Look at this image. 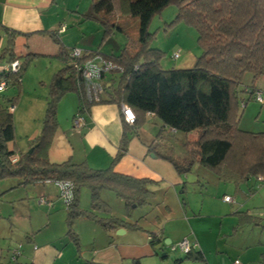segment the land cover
Returning <instances> with one entry per match:
<instances>
[{"label":"trees","instance_id":"16d2710c","mask_svg":"<svg viewBox=\"0 0 264 264\" xmlns=\"http://www.w3.org/2000/svg\"><path fill=\"white\" fill-rule=\"evenodd\" d=\"M92 4L93 14L87 18L103 26V39L117 30L123 31L114 21L115 17L137 18L136 43L133 48L125 44L117 55L80 50V63L99 56L114 66V69L101 72L99 81L104 96L97 103L86 99L82 71L72 66L70 53L73 48L66 50L59 46L57 59L61 68L48 85L41 131L31 140V153L16 152L8 146L15 139L9 108L19 95L25 64L20 63L15 73L0 70V82H5V90L16 91L11 98L2 96L5 90L0 94L6 99L5 105H0V180L16 177L22 186L46 181L71 183L73 198L67 204L62 203L67 211L66 234L77 249L78 238L71 228L77 218L90 219L107 231L135 228L134 224L113 216L111 207L100 199L102 191H110L130 212L132 205H147L153 195L148 189L151 181L113 172L112 166L126 151L129 140L126 136L120 142L117 157L106 169H92L86 163L71 161L54 164L47 159L46 152L57 128V104L67 93H75L76 113L84 114L95 104L110 103L119 108L126 105L135 117L130 126L132 132H136L148 116L173 134L196 133L193 142L184 143L188 157L181 161L164 157L179 176L189 173L194 165H200L212 172L218 181L232 182L236 188L249 180L264 183V132L251 133L238 126L241 109L245 108L247 100L255 99L256 92H261L254 82L264 78V0H93ZM168 6L176 9L169 27L184 24L196 32L200 53L188 69L163 68L161 62L165 53L150 47L153 34L148 32L149 25ZM56 35L57 31L51 36L60 45ZM12 42L13 37L0 48V69L16 59ZM176 53L171 55L172 62L179 58L178 53L173 59ZM247 74L252 83L242 87ZM241 92L248 95L247 100L240 97ZM260 104H264V97ZM13 156L18 157L15 163L10 162ZM83 187L90 195V210L79 206V191ZM247 217L254 218L252 224L256 223V217ZM150 239L153 246L159 242L158 236L152 235ZM192 253L191 250L184 254L187 259H200L198 253Z\"/></svg>","mask_w":264,"mask_h":264},{"label":"crops","instance_id":"0c3cea01","mask_svg":"<svg viewBox=\"0 0 264 264\" xmlns=\"http://www.w3.org/2000/svg\"><path fill=\"white\" fill-rule=\"evenodd\" d=\"M72 1L76 5H72ZM77 3L78 0H0V48H4L13 37V55L20 63L25 64L23 74L25 77L21 79L19 93L25 92L29 101V112H33L31 107H35V102L31 99L39 100L36 107L45 110L47 86L53 75L61 68L57 59L59 46L66 50L77 47L84 52L95 51V48L100 53L105 50L99 47L101 43L96 47L94 42L83 41L85 33L80 36L79 30L73 28L90 15L80 11ZM69 12L76 16L69 18L67 14ZM67 22L72 23L71 30L68 29ZM62 25L65 29L59 32ZM56 31L60 45L53 41L52 36ZM106 38L103 39L102 34V41ZM180 59L179 56L176 62ZM31 62L32 69L39 63L43 68L34 73L35 70L28 68ZM193 62L194 59L182 61L172 67L188 69ZM37 88H41L39 93ZM30 93L32 95H29ZM21 101L13 110L12 117ZM77 106L75 93H67L57 104V128L46 152L50 163L71 161L75 164L86 163L92 169H106L117 157L120 142L123 136H126L129 139L127 148L112 166L114 173L136 180H149L153 187L159 188L163 185L166 186V190L182 184L186 175L179 176L166 160L158 158L159 156L171 158L166 154L167 146L161 139L162 132L168 131L170 135L173 133L162 129L160 123L159 131L155 135L152 126L144 127L149 120L156 119L147 116L143 125L137 128L136 132H132L130 126L123 124L117 105L102 103L91 106L89 111L83 114L84 125L77 130L73 127ZM195 138L196 133L187 134L184 143L193 142ZM8 146L16 152H22L16 147L15 142L9 143ZM184 149L186 155L179 160L174 159L175 161L188 157L187 149L185 147ZM1 182L0 264H160L162 262L154 252L156 246L162 245L168 239L171 247L176 246L185 238L191 244H195L192 254L198 253L200 259H187L181 252L182 255L174 258V264H232L234 260H239L242 264H264V226H261L259 232L254 228L247 229L248 226H259V220L249 210L239 211L240 208H246L248 206L246 204L230 212L239 216L219 221V234L213 231L217 221L212 215L204 216L212 217L210 220L199 219L201 215L196 217L200 222H211L208 225H198L199 221L195 218L172 220L168 206L163 210L157 207L156 215L144 221L143 226L139 221L131 219L135 206H132L130 212L124 206L123 215H116L111 209L113 216L135 225V228L119 227L112 231H107L90 219L80 217L75 219L71 226L78 238L77 249L66 234L67 211L53 183L22 186L19 185L18 179L16 185L7 187L2 186ZM240 187L236 188V194L243 192ZM16 189L21 192L13 195V190ZM2 195L4 198L12 196L10 200L3 202ZM226 196L228 195H224ZM40 198L44 201L40 202ZM78 200L80 208L91 209V205L87 207L79 196ZM230 203H234V200ZM247 216L256 217V223L252 224L254 218L250 219ZM193 222L196 223L193 225ZM120 229L123 232L117 234ZM152 235L158 236L159 239L155 246L152 245V239H149ZM235 235L240 238H235ZM229 236L237 240L234 241L233 238H228ZM18 247L20 253L12 260L11 252ZM161 258L164 257L161 255Z\"/></svg>","mask_w":264,"mask_h":264},{"label":"rangeland","instance_id":"374dc122","mask_svg":"<svg viewBox=\"0 0 264 264\" xmlns=\"http://www.w3.org/2000/svg\"><path fill=\"white\" fill-rule=\"evenodd\" d=\"M92 2L93 0H78V8L80 9V11L88 14H93ZM72 5H76V3L72 1ZM67 14H69V18L71 16V19L76 16L75 14L70 12ZM175 15V7L168 6L163 10L160 16L157 15L151 21L148 29V32L153 34V39L150 42V47L161 50L165 53V57L161 62V66L163 68L177 65L178 62H187L191 59H194L200 53V50L196 44V32L192 27H188L184 24H179L177 26L173 25L169 27V24L173 21ZM114 21L116 23H119V27L123 31H115L104 41H102L103 26L94 19L86 17L85 21H82L78 26H75L73 28L77 31L79 30L80 36H83L82 33H85L83 41L94 42L96 43V47L99 45V43H101L99 47L101 48V50L105 49L103 52H105L106 54L103 52L101 53L105 55H117L120 53L125 44L129 45L130 48H133L137 40L139 22L137 18L124 16L115 17ZM70 22H67V24H69ZM71 26L72 23L69 24V30H71ZM97 28H99V30H97ZM112 49L113 51L111 52ZM94 50H96V48ZM173 52L179 53L181 59L178 62L170 61ZM41 63L43 62L41 61ZM28 68L30 70H35L34 73H36L43 67L42 64L39 63L35 65L34 69H32L33 64L31 62ZM23 74L22 78L24 76ZM242 82V87L249 85L250 83H252L251 76L248 74L245 75ZM253 85L262 92V97H264V78L257 79ZM37 89V93H39V89L41 88ZM2 95L4 97L11 98L16 95V91L12 88H9ZM29 95L32 94L30 93ZM4 97H0V105H5L6 99ZM240 97L247 100L248 95L241 92ZM20 100L22 101L19 105V108L13 115L15 135L14 142L16 147H18L20 151L26 152L28 151V149H30L31 142H33L29 140H32L34 135H36V132L37 134H39L41 131L42 118L45 110H43L42 108L41 110H39V107H36L37 104H39V100L31 99L33 100V102H35V107H31V109H33V112H29L30 106L28 105L29 101L25 92L19 93L14 102V105L12 106L14 109H16ZM153 123L157 125H153ZM158 123L159 121L157 120H149L144 125V127L152 126V128H154L153 135H155L159 131ZM238 126L239 129L251 133L264 132V104L258 103L253 98L248 99L246 107L241 109ZM185 136L186 135L183 133H175L173 135H170L168 131L167 133L162 132L161 140L167 146V148L165 149L166 154L169 155L171 159L179 160L186 155V150L183 146ZM149 157L152 158L151 155ZM158 158L164 161L166 160L171 165V167H173L167 159L163 158L162 156H159ZM0 182L2 186L9 187V185H16L18 182V178L14 177L9 179H2L0 180ZM257 183L258 182L254 180L243 182L240 185V189H242L243 192L236 194V185H234V183L219 182L212 172L200 165H194L191 171L186 174V177L184 176V181L182 182V184H178L173 187L171 186V190H166V186L163 185L159 188H157L156 186L153 187V185H149L148 189L152 192V197L149 199L147 205L143 207L133 208L134 213L131 219L135 222L139 221V223L143 226L144 221L150 220V217L156 215L155 209L157 207L163 210L165 206H168L169 210L172 213L170 215V218L172 220H176L179 218H195L199 221L197 222L198 225H208L211 224V222H200L199 219L210 220L212 217L204 216L212 215L213 218H215L217 221L216 226L213 227V231L216 234H219V223L222 220H227L232 216H239L232 215L230 214V212L235 211L237 207L244 206V204H246L248 206L243 209L240 208L239 211L246 212V210H249L254 213V215H256L259 220V226H248L247 229L254 228L258 230L257 232H259L262 229L261 226H264V211H262L264 210V183ZM13 192V195H17L21 191L16 189L13 190ZM224 195H228L229 198L234 200V203H225L223 201ZM11 196L12 195H9L8 197L4 198V195H2V201L6 202L10 200ZM79 197L83 203H86L87 207L91 205L90 195L86 188L83 187L80 189ZM100 199L103 202L107 203L116 215H123L125 208L124 203L120 199H118L114 195V193L110 191H102L100 193ZM199 215H201L202 217H200L199 219L196 218L199 217ZM195 223L196 222H193V225ZM223 226H225V224ZM146 229L150 231L149 228ZM178 229L180 231V226ZM236 236L237 235H235V238H240ZM228 238H233L234 241L237 240L232 236H229ZM170 249L171 246L168 245L164 246L161 250L154 251L160 262H162L160 264H174V260L177 259L179 255H182L180 251H171ZM163 253H166V257L161 258V255Z\"/></svg>","mask_w":264,"mask_h":264},{"label":"built area","instance_id":"2783aa9c","mask_svg":"<svg viewBox=\"0 0 264 264\" xmlns=\"http://www.w3.org/2000/svg\"><path fill=\"white\" fill-rule=\"evenodd\" d=\"M65 29V26H60L59 32L63 31ZM81 56V51L77 48H73L70 53L72 66L75 68L80 69L82 72V81H83V88L85 92L86 99L89 102H99L101 98L104 96V88L101 85V82L99 81L101 72L105 70L114 69V66L110 64V62H107L103 60V58L99 56L92 57L91 59L87 60L84 63L79 62V57ZM178 57V53L173 55V59H176ZM20 66V62L15 59L13 62H11L8 65H4L0 70L1 72H12L15 73L18 71ZM5 90V82H0V94ZM255 100L262 103V96L261 92H256L255 94ZM14 108L11 106L9 108V111L12 113ZM120 112L121 116L123 118V121L128 125H133L135 121V117L133 112L128 108L126 105L120 106ZM84 125V116L83 114L77 112L73 118V127L77 130L82 128ZM18 157L13 156L10 158L11 163H15L17 161ZM49 181H46L45 183H48ZM53 184L58 189L59 198L64 204L69 203L73 198V192H72V185L69 182L66 181H55ZM225 202H232V199L228 196L223 198ZM43 198H40V202H43ZM150 239V236H149ZM195 244H191L186 238L181 240L176 246H172L171 250L175 251L178 250L182 252L183 254L189 253L191 250H194ZM20 253L19 247L17 249L12 250L11 252V259L15 260L16 256H18ZM232 264H241L238 260H234Z\"/></svg>","mask_w":264,"mask_h":264},{"label":"water","instance_id":"95a60500","mask_svg":"<svg viewBox=\"0 0 264 264\" xmlns=\"http://www.w3.org/2000/svg\"><path fill=\"white\" fill-rule=\"evenodd\" d=\"M31 151H32V148H30L29 150H28V153H31ZM123 232V230H118L117 231V234H119V232ZM170 244V240L168 239V240H166L162 245L160 244V245H158V246H156V250H161L162 248H163V246H168ZM162 257H166V253H163L162 254Z\"/></svg>","mask_w":264,"mask_h":264}]
</instances>
